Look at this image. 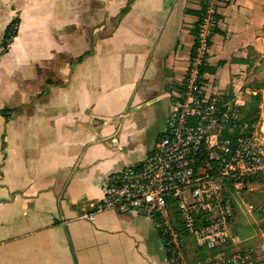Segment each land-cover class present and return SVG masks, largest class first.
Returning <instances> with one entry per match:
<instances>
[{"label": "crops", "instance_id": "obj_1", "mask_svg": "<svg viewBox=\"0 0 264 264\" xmlns=\"http://www.w3.org/2000/svg\"><path fill=\"white\" fill-rule=\"evenodd\" d=\"M253 6L219 8L205 94L238 87L244 48H258L243 39ZM200 8L0 0V264H167L151 219L88 215L107 175L153 150L190 65L198 18L185 10Z\"/></svg>", "mask_w": 264, "mask_h": 264}, {"label": "built area", "instance_id": "obj_2", "mask_svg": "<svg viewBox=\"0 0 264 264\" xmlns=\"http://www.w3.org/2000/svg\"><path fill=\"white\" fill-rule=\"evenodd\" d=\"M223 2L210 0L200 17L188 91L174 103L150 155L108 174L102 198L88 215L90 221L107 211L151 219L167 264H264V231L245 246L233 231L235 209L226 193L227 180L239 194L256 175L264 178V153L242 138L221 137L236 128L230 101L237 106V95L198 91V67L206 62ZM16 28L11 26V35ZM246 210L263 214L262 207ZM191 243L217 254L189 263L185 248Z\"/></svg>", "mask_w": 264, "mask_h": 264}, {"label": "rangeland", "instance_id": "obj_3", "mask_svg": "<svg viewBox=\"0 0 264 264\" xmlns=\"http://www.w3.org/2000/svg\"><path fill=\"white\" fill-rule=\"evenodd\" d=\"M224 0L223 4H225ZM252 13L250 20L247 22L250 28L248 35H243V39L256 44L257 51L253 48L247 49L245 58L243 59L244 66L241 74L238 73L239 85L235 89L234 81L232 84L221 91L210 92L211 94H229L237 95L238 103L234 106V101H230L232 109V119L236 123V128L231 131H225L222 138H242L248 142L258 144L264 153V0H253ZM223 6V5H221ZM238 27V26H237ZM242 34V31H240ZM247 36V37H246ZM208 56L206 57L207 61ZM203 76L199 79L202 89L197 90L205 93L202 82ZM180 93L188 91L186 83L180 87ZM195 91V90H194ZM255 94H260V102L254 99ZM235 99V97H232ZM259 113L255 115V110ZM228 135V136H227ZM264 178L258 174L249 181V186L242 189L237 194L233 188L232 182H227L226 193L234 204V217L232 220V228L235 234L242 240H245V246L256 243L255 235L259 230L264 231ZM251 205L255 209L262 207V216L256 211L247 212L246 206ZM188 255V262L197 260H207L217 254L215 251H205L196 249L191 243L188 248H185Z\"/></svg>", "mask_w": 264, "mask_h": 264}, {"label": "trees", "instance_id": "obj_4", "mask_svg": "<svg viewBox=\"0 0 264 264\" xmlns=\"http://www.w3.org/2000/svg\"><path fill=\"white\" fill-rule=\"evenodd\" d=\"M197 1H198L199 4H200V7H201L200 10H198V11H193V10H189V9H186V10H185V13L193 14V15L197 16V18H198L197 22L194 24V29H193V35L195 36V43H194V46H193V48H192L191 58L193 57V52H194V49L196 48V45H197V43H196V34H197V28H198V25H199V22H200V17L205 13V10H206V7H207V4H208V2H209L210 0H197ZM18 23H19V19L16 18V19L14 20V22H13V25L17 26ZM15 33H16V31H15L13 34H15ZM215 33L220 34L221 32L219 31L218 28H215V29L213 30V35H214ZM11 34H12V33H11V27H10V28H8V29L6 30V33H5V35H4V42L2 43V48H6L7 41H8V40L10 39V37L12 36ZM223 64H224L223 61H219V62L217 63V66L219 67V66H222ZM214 71H215V67H211L210 65H208L207 61L204 62L202 65H200V66L198 67V74H199L200 78L203 76V74H205V73H210V74H212V73H214ZM204 81H205V80H202V82H204ZM254 99H255L256 102H260V100H261V96H260V94H255ZM254 113H255V115H257V114L259 113V110H258V109L255 110ZM227 136H228V135H227ZM232 137H233V136H232ZM232 137H231V138H232ZM250 180H252V179H250ZM250 180H249V181H250ZM227 182H231V181L227 180V181H226V184H227Z\"/></svg>", "mask_w": 264, "mask_h": 264}]
</instances>
